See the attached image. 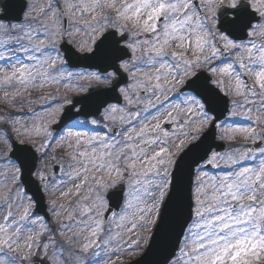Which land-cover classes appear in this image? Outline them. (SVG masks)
<instances>
[{"label": "snow or ice", "instance_id": "1", "mask_svg": "<svg viewBox=\"0 0 264 264\" xmlns=\"http://www.w3.org/2000/svg\"><path fill=\"white\" fill-rule=\"evenodd\" d=\"M138 252L264 264V0H0V264Z\"/></svg>", "mask_w": 264, "mask_h": 264}, {"label": "water", "instance_id": "2", "mask_svg": "<svg viewBox=\"0 0 264 264\" xmlns=\"http://www.w3.org/2000/svg\"><path fill=\"white\" fill-rule=\"evenodd\" d=\"M88 64L89 62L88 61H81L80 62V67H83V68H88ZM45 207V204L41 205V208ZM39 211V209H38ZM41 213H43L41 211ZM150 261H151V257H148V258H145L144 256H142L140 259L130 263V264H137V262H139V264H150Z\"/></svg>", "mask_w": 264, "mask_h": 264}, {"label": "rangeland", "instance_id": "3", "mask_svg": "<svg viewBox=\"0 0 264 264\" xmlns=\"http://www.w3.org/2000/svg\"><path fill=\"white\" fill-rule=\"evenodd\" d=\"M140 254H141V252L125 255V256H122L121 259L126 260V261H131V260L135 259L137 256H139Z\"/></svg>", "mask_w": 264, "mask_h": 264}]
</instances>
